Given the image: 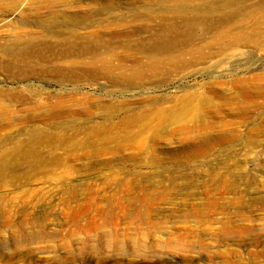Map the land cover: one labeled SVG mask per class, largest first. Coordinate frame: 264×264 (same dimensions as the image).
<instances>
[{
  "label": "rangeland",
  "instance_id": "1",
  "mask_svg": "<svg viewBox=\"0 0 264 264\" xmlns=\"http://www.w3.org/2000/svg\"><path fill=\"white\" fill-rule=\"evenodd\" d=\"M238 1L202 10V59L116 85L207 0H0V264H264V3Z\"/></svg>",
  "mask_w": 264,
  "mask_h": 264
},
{
  "label": "bare ground",
  "instance_id": "2",
  "mask_svg": "<svg viewBox=\"0 0 264 264\" xmlns=\"http://www.w3.org/2000/svg\"><path fill=\"white\" fill-rule=\"evenodd\" d=\"M218 2L221 6L231 7L234 3L241 5L238 0H211L203 5V9L194 8L193 6L184 5L182 3L175 6V13L177 18L170 19L169 17H162L160 25L162 29L159 34H155L154 38H151L147 42H139L137 50L142 55V59L137 61L133 68L126 69L124 67L113 66L108 63L104 66L107 78L109 81H113L116 85H125L141 80L146 75H154L157 71L167 64L172 63L174 59L173 54L175 52H182L185 48H189L191 51V60L199 61L202 59L200 56L201 47L192 46L194 40L207 39L206 31L210 29L213 22L202 18L201 12L208 13L206 16L214 17L216 15V8L213 6L215 2ZM264 0H260V4L263 5ZM193 7V8H192ZM207 9V10H206ZM231 16L229 12L226 13L225 19ZM264 28V18L259 20L252 30ZM178 29H183L177 32ZM200 34V35H198ZM182 36V37H181ZM130 39V38H128ZM212 43L211 41H209ZM204 43L199 42L197 46H202ZM113 74V77H111ZM47 135L41 133V137L36 139L45 138Z\"/></svg>",
  "mask_w": 264,
  "mask_h": 264
}]
</instances>
